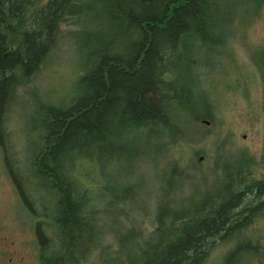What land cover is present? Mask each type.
Here are the masks:
<instances>
[{
  "label": "trees",
  "instance_id": "16d2710c",
  "mask_svg": "<svg viewBox=\"0 0 264 264\" xmlns=\"http://www.w3.org/2000/svg\"><path fill=\"white\" fill-rule=\"evenodd\" d=\"M262 2L0 0V146L41 218L38 264L264 261V144L259 158L233 147L208 89L233 20ZM256 62L264 86V54ZM22 119L24 181L3 141L21 137ZM158 157L164 172L148 190L125 179Z\"/></svg>",
  "mask_w": 264,
  "mask_h": 264
},
{
  "label": "rangeland",
  "instance_id": "374dc122",
  "mask_svg": "<svg viewBox=\"0 0 264 264\" xmlns=\"http://www.w3.org/2000/svg\"><path fill=\"white\" fill-rule=\"evenodd\" d=\"M242 19V16L234 19L232 26L229 28L230 30L225 34L224 41L226 44H223L220 49L222 65L215 72L214 82L212 80L208 81L209 84L212 83V85H208V89L216 92L219 99L216 112L222 122L221 130L225 133V129L230 128L237 137V142L233 144V147L245 149L255 154L256 158H259L264 144V86L261 77L262 68L260 69L256 59L264 54V0L258 13L247 15L244 23H242ZM61 57L64 59V56L61 55ZM212 57L217 60L213 55ZM227 59H232V62ZM45 73H48L45 79H47L49 86H54L57 90H62L65 87L64 82L66 79L61 80L59 77L54 79V76H51L54 71ZM41 88L48 89L44 86H41ZM25 126L23 119L15 122L12 126L13 136L18 134L21 137L8 141L3 139L11 147L9 162L12 167L17 169L18 177L22 181L25 180L26 174L29 172L28 155L32 151L31 141L24 138L26 134ZM215 136L216 132L209 136L207 147L211 145L212 148ZM25 145L26 147H24ZM211 148L209 150L211 154L210 161L212 162L213 149ZM182 149L185 155L192 151V148H189L187 144H181L178 147L179 151ZM7 158V151L0 146V222L6 226L12 238L28 241L27 245L22 248L26 257L23 263L32 264L36 244L29 233V217L26 215V213H29L23 206L22 201L24 200L19 195L17 187L9 174L6 163ZM204 161L203 158L201 162ZM163 162L164 160L158 157L156 160L151 161V168L149 167L148 170L143 172L140 167L135 174L129 173L128 178L125 179L146 191L163 174ZM36 183L41 187L43 186L40 180ZM195 187L194 185L193 188H190L188 192L190 196L195 195ZM40 197L47 200L45 192H41ZM35 200L37 199L35 198ZM36 202H33L34 208L38 207ZM140 212L145 213L146 211L140 209ZM215 253H218V251ZM256 264H264V261H259Z\"/></svg>",
  "mask_w": 264,
  "mask_h": 264
},
{
  "label": "flooded vegetation",
  "instance_id": "af4514ba",
  "mask_svg": "<svg viewBox=\"0 0 264 264\" xmlns=\"http://www.w3.org/2000/svg\"><path fill=\"white\" fill-rule=\"evenodd\" d=\"M23 206L28 211L29 214L26 215L29 217V233L33 237V241L35 242L36 252L34 250L33 255V263H39V245H40V238L37 230L38 222L41 221V218L35 214L30 206L22 201ZM10 232L7 230L6 226L0 222V264H24L25 252L22 249L28 243L27 240H16V238H12L10 236ZM19 245H18V243Z\"/></svg>",
  "mask_w": 264,
  "mask_h": 264
},
{
  "label": "water",
  "instance_id": "95a60500",
  "mask_svg": "<svg viewBox=\"0 0 264 264\" xmlns=\"http://www.w3.org/2000/svg\"><path fill=\"white\" fill-rule=\"evenodd\" d=\"M204 122H205L206 124H208V125L210 124V122H209V121H206V120H205ZM203 158H204V157H200V159H199V160L201 161V160H203Z\"/></svg>",
  "mask_w": 264,
  "mask_h": 264
},
{
  "label": "bare ground",
  "instance_id": "6f19581e",
  "mask_svg": "<svg viewBox=\"0 0 264 264\" xmlns=\"http://www.w3.org/2000/svg\"><path fill=\"white\" fill-rule=\"evenodd\" d=\"M201 156H199V158H200Z\"/></svg>",
  "mask_w": 264,
  "mask_h": 264
}]
</instances>
